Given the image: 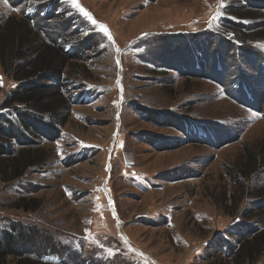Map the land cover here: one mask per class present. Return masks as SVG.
Masks as SVG:
<instances>
[{"label": "rangeland", "instance_id": "1", "mask_svg": "<svg viewBox=\"0 0 264 264\" xmlns=\"http://www.w3.org/2000/svg\"><path fill=\"white\" fill-rule=\"evenodd\" d=\"M256 6L0 0V24L29 16L76 57L64 72L71 117L40 142L47 165L0 180V235L29 227L69 264H229L246 207H232L226 172L264 142V40L248 43V57L230 41L216 55L231 23L264 37V10L246 23L233 15ZM0 78L1 107L17 84L1 65ZM254 182L264 185V170ZM21 199L39 210L16 209Z\"/></svg>", "mask_w": 264, "mask_h": 264}, {"label": "trees", "instance_id": "2", "mask_svg": "<svg viewBox=\"0 0 264 264\" xmlns=\"http://www.w3.org/2000/svg\"><path fill=\"white\" fill-rule=\"evenodd\" d=\"M249 2L257 5V12L240 8L233 12L237 20L246 23L261 16L258 12L264 10V2ZM34 24L33 19L25 15L10 16L0 24V65L4 74L17 84L0 107L3 112L0 115V180L5 184L47 165L49 156L40 142H52L59 137L74 105L64 72L76 57L57 40H45L43 29ZM227 28L226 35L230 39L227 42L220 39L218 57L235 48L233 45H238L233 53H245L248 57L249 52L256 53L249 51L252 46H247L248 43L264 40L260 32L250 31L245 24L231 23ZM241 77L240 74L239 79ZM263 170L264 142L257 147H246L243 158L227 169L229 183L235 190L230 197L232 207L236 211L235 207L244 199L246 207L242 215L243 234L235 246L229 247V258H225L229 264H264V185L254 182ZM223 201L228 202L227 193H223ZM38 205L36 200L21 199L15 208L34 212L39 210ZM37 234L19 224L0 235V264H69L52 251L54 246L50 240ZM73 264L80 263L73 260Z\"/></svg>", "mask_w": 264, "mask_h": 264}, {"label": "snow or ice", "instance_id": "3", "mask_svg": "<svg viewBox=\"0 0 264 264\" xmlns=\"http://www.w3.org/2000/svg\"><path fill=\"white\" fill-rule=\"evenodd\" d=\"M73 2L75 3V0H73ZM77 6L79 7V5H77ZM80 11L85 15L86 18H88L90 20L92 19L90 13H88L86 10L81 8ZM93 23L95 24L96 22L93 20ZM103 31H105V33H107V29L106 28L103 29ZM108 35H110V34H108ZM0 80H2V78H0Z\"/></svg>", "mask_w": 264, "mask_h": 264}, {"label": "bare ground", "instance_id": "4", "mask_svg": "<svg viewBox=\"0 0 264 264\" xmlns=\"http://www.w3.org/2000/svg\"><path fill=\"white\" fill-rule=\"evenodd\" d=\"M230 137V136H229Z\"/></svg>", "mask_w": 264, "mask_h": 264}]
</instances>
